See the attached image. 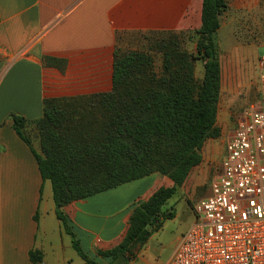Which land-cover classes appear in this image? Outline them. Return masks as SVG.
I'll return each instance as SVG.
<instances>
[{"label": "trees", "instance_id": "1", "mask_svg": "<svg viewBox=\"0 0 264 264\" xmlns=\"http://www.w3.org/2000/svg\"><path fill=\"white\" fill-rule=\"evenodd\" d=\"M227 9L228 0H203L193 52L183 48L182 33L154 32L146 35L155 36L148 51L116 50L110 92L45 99L43 118L34 122L40 153L26 133L27 119L10 116L42 180L51 183L62 231L85 264L100 263L84 252L65 213L68 205L154 174L170 179L172 186L159 188L134 208L123 241L98 252L109 264L135 259L153 234L175 218L174 209L165 206L202 164L206 142L221 137L222 64L215 36ZM197 61L204 67L201 79ZM44 63L62 68L67 62L45 57ZM30 259L43 264L41 251H31Z\"/></svg>", "mask_w": 264, "mask_h": 264}, {"label": "crops", "instance_id": "2", "mask_svg": "<svg viewBox=\"0 0 264 264\" xmlns=\"http://www.w3.org/2000/svg\"><path fill=\"white\" fill-rule=\"evenodd\" d=\"M202 8L203 0H0V264H35L30 252L36 250L42 252L43 264L67 261L53 190L44 199L51 183L42 180L37 160L14 131L10 116L27 119L26 133L40 153L34 122L43 118L45 99L110 92L121 38L195 32L202 24ZM45 57L66 61L67 68L47 66ZM155 175L65 208L91 259L110 263L98 252L123 241L134 208L158 190L134 200L131 195L129 202L128 187L146 185V190ZM162 184L173 185L165 179ZM142 250L135 259L114 264H134Z\"/></svg>", "mask_w": 264, "mask_h": 264}, {"label": "rangeland", "instance_id": "3", "mask_svg": "<svg viewBox=\"0 0 264 264\" xmlns=\"http://www.w3.org/2000/svg\"><path fill=\"white\" fill-rule=\"evenodd\" d=\"M182 34L183 48L189 52L193 51L197 42L195 32ZM190 35H193L192 40L188 39ZM153 39L155 40V36L123 37L120 39L121 53L148 51ZM215 41L223 66V91L217 122L221 137L206 142L202 150V164L191 172L186 183L179 188L178 194L165 206L167 209H174L175 218L167 220L163 227L153 234L134 264H165L174 253L194 221L192 206L210 194L212 180L220 173L226 144L236 128L238 119L258 103V60L264 46V0H228V9L222 18L221 29L216 33ZM156 57L159 66L160 56ZM203 75V63L197 61L196 76L201 79ZM155 176L149 181L146 190V185H141L140 189L128 187L132 191L129 190L128 195L126 194L127 201L131 199V195L134 200L141 194L146 197L153 189L164 187V179L171 181L158 174ZM51 192L49 185L45 190L44 199ZM63 237L67 259L65 264H84L74 250L71 238L64 232Z\"/></svg>", "mask_w": 264, "mask_h": 264}, {"label": "built area", "instance_id": "4", "mask_svg": "<svg viewBox=\"0 0 264 264\" xmlns=\"http://www.w3.org/2000/svg\"><path fill=\"white\" fill-rule=\"evenodd\" d=\"M259 104L229 137L210 194L168 264H264V46L258 60Z\"/></svg>", "mask_w": 264, "mask_h": 264}]
</instances>
